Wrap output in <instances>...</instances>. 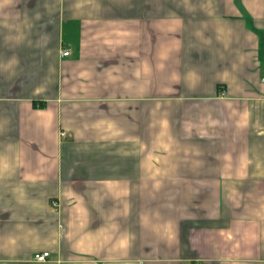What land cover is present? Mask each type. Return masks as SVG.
Returning a JSON list of instances; mask_svg holds the SVG:
<instances>
[{"label": "crops", "instance_id": "obj_1", "mask_svg": "<svg viewBox=\"0 0 264 264\" xmlns=\"http://www.w3.org/2000/svg\"><path fill=\"white\" fill-rule=\"evenodd\" d=\"M263 79L264 0H0V264H264Z\"/></svg>", "mask_w": 264, "mask_h": 264}, {"label": "built area", "instance_id": "obj_2", "mask_svg": "<svg viewBox=\"0 0 264 264\" xmlns=\"http://www.w3.org/2000/svg\"><path fill=\"white\" fill-rule=\"evenodd\" d=\"M70 54V51L68 49H65L62 53V55L64 56H68ZM264 81V79H263ZM63 135L65 136L66 133H63ZM54 205H57V202H54ZM50 257H51V253L49 251H44V252H41V253H36L34 255V259L36 261H40V262H46L48 260H50Z\"/></svg>", "mask_w": 264, "mask_h": 264}]
</instances>
